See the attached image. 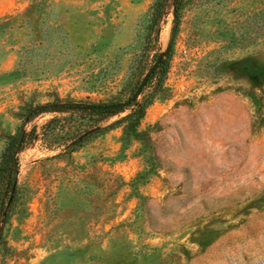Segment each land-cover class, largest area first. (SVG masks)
Masks as SVG:
<instances>
[{
	"label": "rangeland",
	"instance_id": "1",
	"mask_svg": "<svg viewBox=\"0 0 264 264\" xmlns=\"http://www.w3.org/2000/svg\"><path fill=\"white\" fill-rule=\"evenodd\" d=\"M155 2L0 0V159L29 135L0 264H264V0H184L139 139L130 111L25 123L128 101L170 42Z\"/></svg>",
	"mask_w": 264,
	"mask_h": 264
},
{
	"label": "trees",
	"instance_id": "2",
	"mask_svg": "<svg viewBox=\"0 0 264 264\" xmlns=\"http://www.w3.org/2000/svg\"><path fill=\"white\" fill-rule=\"evenodd\" d=\"M183 6L184 0H156L152 7V10L150 12V24L148 28L149 44L154 41L155 45L157 46L161 20L171 10L174 14V27L171 31L170 42L168 45V49L165 52V57H162L161 62L157 65L154 73L149 78L146 87L141 93L140 100L138 99L127 108H122L119 110H111L104 108L115 104L81 106L74 102H66L57 105L39 106L32 108L27 112L25 123L29 124L33 122L37 117L43 114L54 112H71L111 118L125 111H130V114L123 118L120 122L125 125L124 133L126 137L139 139L143 135L139 132L141 122L146 116L147 107L152 103L157 92L155 90H149L150 84L154 79H158V85L161 86V83L167 72L168 58L170 57L175 45ZM158 58L159 55L156 57L154 64H156ZM141 82L142 80L135 87V90L132 92L130 98L135 94ZM28 141L29 135L24 134L22 128H20V130L15 136L8 137L7 147L0 159V246L4 245L5 243L4 231L12 218V211L15 206L18 195V163L16 156L20 151L24 149Z\"/></svg>",
	"mask_w": 264,
	"mask_h": 264
},
{
	"label": "water",
	"instance_id": "3",
	"mask_svg": "<svg viewBox=\"0 0 264 264\" xmlns=\"http://www.w3.org/2000/svg\"><path fill=\"white\" fill-rule=\"evenodd\" d=\"M161 60H162V56H160L158 58V61L156 62V64L144 76V78H143L141 84L139 85L137 91L135 92V94L128 101L120 103V104H115V105H112V106H107V107H104V108L105 109H111V110H119V109H122V108H127L132 103H134L136 100H138L140 98V96H141V93H142L143 89L146 87L149 78L154 73L155 68L161 62Z\"/></svg>",
	"mask_w": 264,
	"mask_h": 264
},
{
	"label": "bare ground",
	"instance_id": "4",
	"mask_svg": "<svg viewBox=\"0 0 264 264\" xmlns=\"http://www.w3.org/2000/svg\"><path fill=\"white\" fill-rule=\"evenodd\" d=\"M165 37H166V35H164ZM164 36H163V38H164Z\"/></svg>",
	"mask_w": 264,
	"mask_h": 264
}]
</instances>
